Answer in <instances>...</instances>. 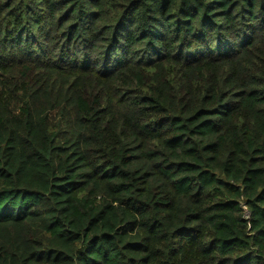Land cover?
Wrapping results in <instances>:
<instances>
[{
    "label": "trees",
    "instance_id": "1",
    "mask_svg": "<svg viewBox=\"0 0 264 264\" xmlns=\"http://www.w3.org/2000/svg\"><path fill=\"white\" fill-rule=\"evenodd\" d=\"M0 264H264V0H0Z\"/></svg>",
    "mask_w": 264,
    "mask_h": 264
}]
</instances>
